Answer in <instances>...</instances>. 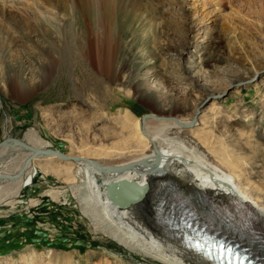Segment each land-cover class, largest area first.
Segmentation results:
<instances>
[{"label": "rangeland", "instance_id": "obj_1", "mask_svg": "<svg viewBox=\"0 0 264 264\" xmlns=\"http://www.w3.org/2000/svg\"><path fill=\"white\" fill-rule=\"evenodd\" d=\"M64 2L55 10L22 0L25 12L0 15V141L32 135L70 155L122 162L138 153L144 114L174 107V117L193 119L209 94L259 75L169 137L185 148L184 134L196 138L220 167L218 152L238 157L264 205V0ZM106 29L119 43L108 75L87 55ZM24 155L6 147L0 173L14 174ZM29 169L23 184L0 182V264H163L112 236L88 201L83 164L47 156Z\"/></svg>", "mask_w": 264, "mask_h": 264}, {"label": "bare ground", "instance_id": "obj_2", "mask_svg": "<svg viewBox=\"0 0 264 264\" xmlns=\"http://www.w3.org/2000/svg\"><path fill=\"white\" fill-rule=\"evenodd\" d=\"M18 2L22 0H11L9 3L0 4V15L12 16L17 9L25 12L26 9L20 7ZM45 2L52 9L60 8L61 4L66 3L64 0H45ZM36 5L40 7L41 4ZM195 7L201 18H204V8L199 4ZM234 36L235 42H243L240 35ZM91 45L94 48L92 46L89 48L88 57L108 75L117 58L119 43L116 35L110 29H106L97 44ZM247 57L249 59L248 53ZM253 72L251 69L250 75ZM245 78L233 77L237 81ZM217 107V103H213L208 109L214 110ZM158 109L161 112L159 116L162 117L151 114L144 121H136L139 142L134 144L138 147V153L134 156L118 163H104L96 159L99 168L85 160L73 161L83 164L84 180L89 189L88 201L92 204L96 216L105 223L120 244L141 252L155 261L163 264H216L187 246L177 235L179 231L170 229L164 222H158L165 215L164 210L170 206L167 202L188 200L210 222L216 221L247 231L253 244H260L264 250V242L249 229V226L256 225L264 233V205L254 200L250 188L245 186V173L241 171L242 161L228 151H220L216 154V158L222 167L217 166L205 151L200 150V141L186 134L184 138L188 147L173 145L170 134H183L186 131L185 127L191 128L198 118L188 127L186 124L192 119L183 120L174 117L173 112L176 110L174 107L159 106ZM5 139L3 144L0 143V152H4L6 147H20L25 155L21 166L14 174L0 173L2 176L0 182L6 180L23 184L24 176L28 181L33 177L34 172L29 169L32 160L39 157H54L44 153L51 149L50 146L46 142L38 141L32 135H28L29 143L23 141L25 145L17 143L18 138L12 136ZM162 143H166L169 148H164ZM37 149L42 153L36 155ZM110 165L122 169L114 172L110 170ZM120 178L135 179L141 184L148 183L150 190L137 205L119 209L106 197V184L109 180ZM166 200L167 202L163 204ZM243 205L252 209L253 214L244 212Z\"/></svg>", "mask_w": 264, "mask_h": 264}, {"label": "water", "instance_id": "obj_3", "mask_svg": "<svg viewBox=\"0 0 264 264\" xmlns=\"http://www.w3.org/2000/svg\"><path fill=\"white\" fill-rule=\"evenodd\" d=\"M258 78H259V75L253 77L252 79L246 80V81H240L238 83H234L227 90L219 94L207 96L202 101V103H200L199 106L196 108L192 121L186 124V126L188 127L192 126L194 121L197 118H199V116L201 115L202 109L205 108L209 103H211L213 99H216V100L223 99L229 94L230 91L236 88H244V87L251 86L252 84H254L255 80ZM149 116H151V113L144 114L142 116V120L144 121ZM5 140L6 139L0 141V143L3 144ZM17 143L21 145H25V143L21 141L19 138L17 140ZM35 153L36 155H38L42 153V151L40 149H37ZM44 153H46L47 155L57 157L58 159L62 161L85 160V161H88L92 166L96 168L100 167V165L98 164V161L94 158H88V157L86 158V157H81L79 155H68L67 153L63 151H59L57 149H52V148L48 149ZM109 168L111 171H114V172L122 169V167L113 166V165H110ZM163 184H165V182H163ZM149 190H150V185L148 183L141 184L135 179L120 178V179L109 180L107 182L106 197L109 199L112 205L118 207L119 209H127L131 205H137L138 203H140ZM166 202L167 200L164 201L163 204H165ZM167 204H169V202H167Z\"/></svg>", "mask_w": 264, "mask_h": 264}]
</instances>
